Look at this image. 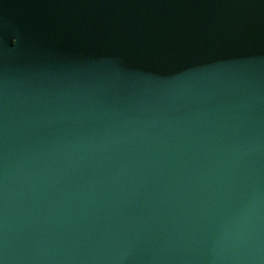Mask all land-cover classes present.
<instances>
[{"label":"water","instance_id":"95a60500","mask_svg":"<svg viewBox=\"0 0 264 264\" xmlns=\"http://www.w3.org/2000/svg\"><path fill=\"white\" fill-rule=\"evenodd\" d=\"M0 264H264V0H0Z\"/></svg>","mask_w":264,"mask_h":264}]
</instances>
